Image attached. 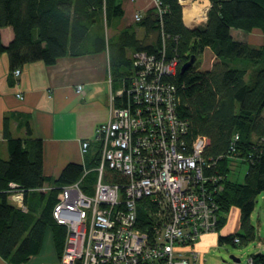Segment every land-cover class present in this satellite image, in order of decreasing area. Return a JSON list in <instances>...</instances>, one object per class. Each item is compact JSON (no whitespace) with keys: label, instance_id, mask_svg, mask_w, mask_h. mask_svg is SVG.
Segmentation results:
<instances>
[{"label":"trees","instance_id":"obj_1","mask_svg":"<svg viewBox=\"0 0 264 264\" xmlns=\"http://www.w3.org/2000/svg\"><path fill=\"white\" fill-rule=\"evenodd\" d=\"M165 13L162 18L153 8L137 27L158 35L156 45L138 39L135 28H125L107 38L106 30L115 28L125 13L117 0H0V57L6 54L12 70L34 62L50 66L66 56L79 57L109 50L111 66L118 78H126L134 70L133 54H156L161 48V31L167 39L168 53H177L180 64L175 75L166 80L175 86L180 103L178 114L189 124L186 142L197 136L209 138L206 158L218 159L210 174L222 177L224 191L218 197L220 226L223 215L237 207L243 234L220 237V243L235 238L246 245L255 240L251 216L258 196L264 192V42L259 47L236 40L232 29L247 33L261 31L264 35V0H209L208 21L203 26L188 28L183 21V8L178 0H159ZM12 28L14 39L2 42L1 31ZM175 38H178L175 41ZM210 49L215 62L210 70L196 66L181 72V67ZM131 51L132 55H128ZM119 106V104H118ZM8 123L5 119L4 124ZM31 136V130L28 129ZM238 135L237 156L249 165L244 184L229 179L228 158L232 140ZM9 159H0V256L7 264H28L43 248L47 230H51L58 261L62 264L67 229L58 224L53 211L61 188L77 183L85 168L92 169L84 178L83 190L93 193L97 181L94 168L99 162V148L87 154L85 165L71 163L58 179L43 172L44 144L41 139L12 137L5 126ZM105 180L125 182L109 170ZM47 184L52 188L43 189ZM22 195L23 210L14 201ZM148 200L140 202L138 227L146 229L148 214L143 210ZM151 232V231H147ZM264 264V255H253ZM74 264H83L77 260Z\"/></svg>","mask_w":264,"mask_h":264},{"label":"built area","instance_id":"obj_2","mask_svg":"<svg viewBox=\"0 0 264 264\" xmlns=\"http://www.w3.org/2000/svg\"><path fill=\"white\" fill-rule=\"evenodd\" d=\"M178 1L188 28L206 24L209 0ZM154 4L162 18L165 8L159 0ZM142 18L135 15L137 22ZM169 38L161 31L162 45L156 54L134 53V70L111 96L108 121L96 129L94 139L100 148L93 193L82 188L90 173L86 168L77 183L61 188L53 216L67 229L62 264L77 260L83 264H190L179 251L206 234L218 233V197L224 184L220 175L210 171L223 156L205 157L210 146L207 137L186 142L189 124L178 114L175 86L166 80L180 64L177 53H168ZM15 74L19 76L20 71ZM77 93H83L82 86ZM238 140L236 135L228 158H238ZM92 142L81 143L84 157ZM107 170L125 182L106 181ZM13 199L27 210L22 195ZM142 200H148L143 210L149 216L143 230L138 227ZM234 242L239 244L240 239ZM191 255L195 262L200 258L199 253ZM247 264L259 263L250 256Z\"/></svg>","mask_w":264,"mask_h":264},{"label":"crops","instance_id":"obj_3","mask_svg":"<svg viewBox=\"0 0 264 264\" xmlns=\"http://www.w3.org/2000/svg\"><path fill=\"white\" fill-rule=\"evenodd\" d=\"M117 2L122 5L125 15L115 28L106 30L107 38L116 36L125 28H135L139 40L148 46L156 45L157 33L137 27L135 20V15L145 17L155 8L154 0ZM231 33L236 40L257 44V47L264 42L261 31L247 33L232 29ZM1 35L6 46L14 39L12 28L3 29ZM128 55L132 52L129 51ZM17 70H12L6 54L0 57V159H9L4 137L6 126L14 138L43 141V172L46 177L58 179L71 163L84 166L86 158L81 154V143L93 141L90 153H97L98 147L94 142L96 129L108 121L111 96L122 88L118 72L115 73L111 66L109 50L79 57L66 56L50 66L43 62L30 63L19 68V76L15 74ZM79 86L83 87L82 94L77 93ZM5 119H8L6 125ZM50 188L52 185L47 184L43 191ZM0 264H7L1 256ZM28 264H60L50 229L41 253L31 258Z\"/></svg>","mask_w":264,"mask_h":264},{"label":"rangeland","instance_id":"obj_4","mask_svg":"<svg viewBox=\"0 0 264 264\" xmlns=\"http://www.w3.org/2000/svg\"><path fill=\"white\" fill-rule=\"evenodd\" d=\"M190 9V6H187ZM262 36H260L261 39ZM263 39V38H262ZM251 45V44H250ZM252 46L257 47V44ZM215 62V57L210 49L199 55L194 66L201 71L210 70ZM9 158V157H8ZM229 179L238 184H244L249 165L244 163L241 158H230ZM90 171L92 169H89ZM94 184L92 185V187ZM223 231L216 234H209L199 240L194 246H187L179 251V254L185 256L190 264H247L250 256L264 255V192L258 196L255 210L251 216V224L255 229V240L246 245L240 243L234 246L232 243H220L219 238L234 236L237 233L243 234L240 224V210L232 207L231 210L223 215ZM47 253V250L46 252ZM192 253H199L200 258L195 262ZM44 256V253L42 254ZM48 256V253L47 255ZM231 256L240 260L236 263ZM50 263V262H49Z\"/></svg>","mask_w":264,"mask_h":264},{"label":"water","instance_id":"obj_5","mask_svg":"<svg viewBox=\"0 0 264 264\" xmlns=\"http://www.w3.org/2000/svg\"><path fill=\"white\" fill-rule=\"evenodd\" d=\"M197 57L195 55H193L191 57V59L189 61H187L182 67H181V72H185L186 70L192 68L195 64V61H196ZM231 259L236 262V263H240V260L237 259L236 257L234 256H231Z\"/></svg>","mask_w":264,"mask_h":264},{"label":"bare ground","instance_id":"obj_6","mask_svg":"<svg viewBox=\"0 0 264 264\" xmlns=\"http://www.w3.org/2000/svg\"><path fill=\"white\" fill-rule=\"evenodd\" d=\"M189 18H190V16H187V17H186V22H187V23H189Z\"/></svg>","mask_w":264,"mask_h":264}]
</instances>
